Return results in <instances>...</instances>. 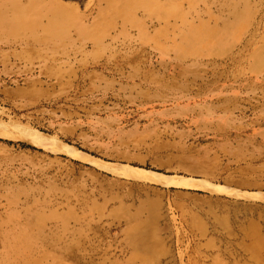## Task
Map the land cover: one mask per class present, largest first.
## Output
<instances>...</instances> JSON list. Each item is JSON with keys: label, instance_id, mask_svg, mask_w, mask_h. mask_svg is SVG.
Instances as JSON below:
<instances>
[{"label": "rangeland", "instance_id": "1", "mask_svg": "<svg viewBox=\"0 0 264 264\" xmlns=\"http://www.w3.org/2000/svg\"><path fill=\"white\" fill-rule=\"evenodd\" d=\"M218 187L264 192V0H0V264H264Z\"/></svg>", "mask_w": 264, "mask_h": 264}, {"label": "bare ground", "instance_id": "2", "mask_svg": "<svg viewBox=\"0 0 264 264\" xmlns=\"http://www.w3.org/2000/svg\"><path fill=\"white\" fill-rule=\"evenodd\" d=\"M26 136H28L31 139V141L34 142L35 144H38V145H48L49 144L47 138L44 137L41 133H37V132H32L31 133V132H29ZM59 149L63 150L64 152H66V153H68V154H70V155H72L74 157L93 161L96 164H98L99 166H107L105 163H102L101 161H98L96 159H91V158L87 157L81 151H78V150L72 148L68 144L61 145ZM121 169L123 171L128 172L130 175L142 174V176L145 179L153 181V182H156V183H159V184L168 185L169 183L173 182V179L166 178L165 175L160 174V173H153V175H151V174H149L147 172H144V171H146L144 169H143L144 171H141V170L136 169V168L132 169V168H128V167H121ZM201 184H203V183H201ZM211 187L214 188V186H212V185H211ZM218 188L224 189V190H226L227 192H229L230 194H233V195H238V196H244V197H247V198H256V199H259V200H264V192H259V191H257V192L239 191V190H235V189H231V188H227V187H218Z\"/></svg>", "mask_w": 264, "mask_h": 264}]
</instances>
